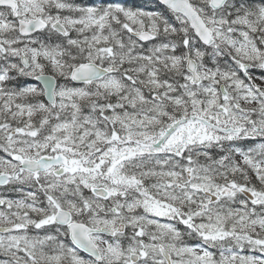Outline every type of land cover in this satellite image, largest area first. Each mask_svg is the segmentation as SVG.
<instances>
[{"label":"snow or ice","instance_id":"obj_1","mask_svg":"<svg viewBox=\"0 0 264 264\" xmlns=\"http://www.w3.org/2000/svg\"><path fill=\"white\" fill-rule=\"evenodd\" d=\"M0 264H264V0H0Z\"/></svg>","mask_w":264,"mask_h":264}]
</instances>
